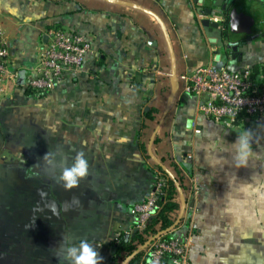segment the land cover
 Wrapping results in <instances>:
<instances>
[{
  "label": "crops",
  "instance_id": "obj_1",
  "mask_svg": "<svg viewBox=\"0 0 264 264\" xmlns=\"http://www.w3.org/2000/svg\"><path fill=\"white\" fill-rule=\"evenodd\" d=\"M243 1L0 0L10 72L20 75L7 81L0 99V209L15 185L40 195L48 190L29 216L38 234L2 237L1 253L23 243L33 247L34 264H67L58 251L64 239L77 246L87 240L104 264H116L114 243L134 227L135 206L163 177V161L183 175L170 236L192 235L186 261L164 264H264V218L236 221L224 211L241 182L264 179V122L228 128L207 119L184 92L187 76L200 68L264 67V24L237 9ZM209 10L219 24L212 31L201 24ZM55 29L89 37L93 54L53 92L34 95L19 82ZM245 130L254 155L237 168L236 140ZM45 153L69 166L83 153L88 177L65 190Z\"/></svg>",
  "mask_w": 264,
  "mask_h": 264
},
{
  "label": "built area",
  "instance_id": "obj_2",
  "mask_svg": "<svg viewBox=\"0 0 264 264\" xmlns=\"http://www.w3.org/2000/svg\"><path fill=\"white\" fill-rule=\"evenodd\" d=\"M92 54L93 42L89 37L73 30H51L35 66L23 79V88L34 95L46 96L60 82L80 72ZM9 66V49L0 31V99L7 81L20 77L16 72L11 73ZM186 80L185 94L197 98L199 111L212 122L228 128L259 126L264 122L263 71L255 74L251 67L228 71L211 65L197 69ZM165 186L166 179L158 178L150 196L135 206L136 222L128 235L134 229L145 230L160 210ZM191 243V234L170 240L159 236L145 249L142 264H164L168 258L184 263Z\"/></svg>",
  "mask_w": 264,
  "mask_h": 264
},
{
  "label": "clouds",
  "instance_id": "obj_3",
  "mask_svg": "<svg viewBox=\"0 0 264 264\" xmlns=\"http://www.w3.org/2000/svg\"><path fill=\"white\" fill-rule=\"evenodd\" d=\"M253 155L252 134L245 130L236 140L235 166L247 167ZM43 161L46 166L60 169L57 182L61 183L65 190L78 187L80 181L89 175V163L83 153H78L70 166L63 158L56 160L53 153H45ZM76 202L78 204V199ZM224 211L236 221L259 223L260 218H264V179L253 176L250 180L241 182ZM58 251L62 253L67 264H104V257L97 247L87 240H80L77 246L69 244L65 238Z\"/></svg>",
  "mask_w": 264,
  "mask_h": 264
},
{
  "label": "trees",
  "instance_id": "obj_4",
  "mask_svg": "<svg viewBox=\"0 0 264 264\" xmlns=\"http://www.w3.org/2000/svg\"><path fill=\"white\" fill-rule=\"evenodd\" d=\"M264 72V67H255V74ZM145 152H147L145 150ZM158 169L166 179V186L163 190L159 204L160 210L151 219L145 230L134 229L131 234H123L114 243L116 250V264H142L145 256V249L142 248L151 240L160 236L163 240H170L171 232L175 228L176 221L172 215L180 210L181 204L177 202L180 192L184 191L183 175L181 171L171 164L168 167L163 161L158 163ZM169 259V258H168Z\"/></svg>",
  "mask_w": 264,
  "mask_h": 264
},
{
  "label": "rangeland",
  "instance_id": "obj_5",
  "mask_svg": "<svg viewBox=\"0 0 264 264\" xmlns=\"http://www.w3.org/2000/svg\"><path fill=\"white\" fill-rule=\"evenodd\" d=\"M16 164L17 161H14V164L6 165L8 177H11L12 174L15 173L13 168L15 169ZM26 167L27 166H25V168ZM25 180L26 187L31 189L33 182L32 179L26 176ZM22 183L19 186H21ZM11 189L10 192L7 190L8 194L6 193L4 196L5 201H3V203L5 204V208H3V210L2 208L0 209V241L2 237L7 235L27 236L25 234H29L36 236L38 234V229L32 221L34 215L33 206L35 203L43 205L41 200L43 202V199L48 198V190L45 189V192L40 195V193L35 190H29L26 188H20V190L16 189V185ZM14 190L15 193L11 194V191ZM30 215L32 216L31 219L29 218ZM31 221L32 223H30ZM5 244L6 242L2 245ZM28 244L33 245V237L28 240ZM32 252L33 247L25 246L23 243L12 246V248L8 250V253L7 250L1 253L0 248V264H34L29 258L32 255Z\"/></svg>",
  "mask_w": 264,
  "mask_h": 264
},
{
  "label": "water",
  "instance_id": "obj_6",
  "mask_svg": "<svg viewBox=\"0 0 264 264\" xmlns=\"http://www.w3.org/2000/svg\"><path fill=\"white\" fill-rule=\"evenodd\" d=\"M244 8L246 10V14H250L253 18H255L258 22L259 25L264 24V3H262L259 0H245L241 3L238 4L237 9L241 10ZM207 15H205L206 19L202 20L201 24L205 28H209L211 31L214 28H218L219 24L212 22L208 17L212 13V11H208ZM234 13V11L232 12ZM20 85L23 84V82L20 80L19 82ZM151 152V149H149ZM159 237V236H158ZM153 240L149 241L146 243V245L142 248V250L146 249Z\"/></svg>",
  "mask_w": 264,
  "mask_h": 264
}]
</instances>
